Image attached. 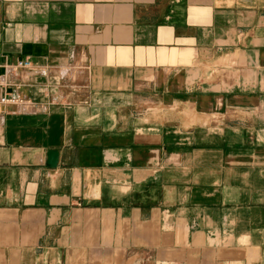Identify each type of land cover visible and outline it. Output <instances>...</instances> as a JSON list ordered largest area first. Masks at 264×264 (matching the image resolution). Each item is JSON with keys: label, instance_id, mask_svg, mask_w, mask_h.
Returning a JSON list of instances; mask_svg holds the SVG:
<instances>
[{"label": "crops", "instance_id": "obj_1", "mask_svg": "<svg viewBox=\"0 0 264 264\" xmlns=\"http://www.w3.org/2000/svg\"><path fill=\"white\" fill-rule=\"evenodd\" d=\"M20 58L0 264H264V0H0Z\"/></svg>", "mask_w": 264, "mask_h": 264}, {"label": "built area", "instance_id": "obj_2", "mask_svg": "<svg viewBox=\"0 0 264 264\" xmlns=\"http://www.w3.org/2000/svg\"><path fill=\"white\" fill-rule=\"evenodd\" d=\"M0 65H4L6 67V73L8 74L10 71L20 68V67H31L33 65V61L30 58H20L17 59L14 62H6ZM6 76V75H5ZM9 85L8 80L6 81H0V87L3 88V90L0 92V106L6 107L7 105L11 104H28V100H26L24 97H21L20 95L9 91L6 89V86Z\"/></svg>", "mask_w": 264, "mask_h": 264}, {"label": "water", "instance_id": "obj_3", "mask_svg": "<svg viewBox=\"0 0 264 264\" xmlns=\"http://www.w3.org/2000/svg\"><path fill=\"white\" fill-rule=\"evenodd\" d=\"M48 159H47V164L51 167H55L58 165L59 161V151L58 149L55 148H50L48 150Z\"/></svg>", "mask_w": 264, "mask_h": 264}, {"label": "rangeland", "instance_id": "obj_4", "mask_svg": "<svg viewBox=\"0 0 264 264\" xmlns=\"http://www.w3.org/2000/svg\"><path fill=\"white\" fill-rule=\"evenodd\" d=\"M160 108H161V107H160L159 105H156V103H155V107H154L155 112L159 111Z\"/></svg>", "mask_w": 264, "mask_h": 264}]
</instances>
